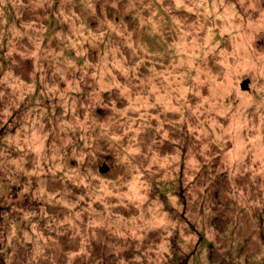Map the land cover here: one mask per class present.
<instances>
[{
    "label": "rangeland",
    "instance_id": "rangeland-1",
    "mask_svg": "<svg viewBox=\"0 0 264 264\" xmlns=\"http://www.w3.org/2000/svg\"><path fill=\"white\" fill-rule=\"evenodd\" d=\"M0 264H264V0H0Z\"/></svg>",
    "mask_w": 264,
    "mask_h": 264
}]
</instances>
